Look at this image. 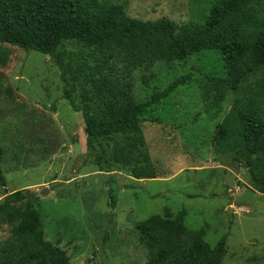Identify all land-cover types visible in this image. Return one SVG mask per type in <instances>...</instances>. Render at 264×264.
Listing matches in <instances>:
<instances>
[{"label":"rangeland","instance_id":"obj_1","mask_svg":"<svg viewBox=\"0 0 264 264\" xmlns=\"http://www.w3.org/2000/svg\"><path fill=\"white\" fill-rule=\"evenodd\" d=\"M100 1L125 6L131 19H166L181 28L203 23L216 0ZM261 12L264 16V8ZM211 61L158 63L134 72V96L140 103L191 77L145 113L146 148L160 177L139 181L121 166L110 168V174L100 171L87 148L83 116L64 100L60 70L51 57L0 45V148L6 180L5 187L0 185V204L7 194L33 195L45 239L64 250L71 264H146L148 251L140 244L137 225L165 209L175 215L186 211L187 228L206 229L205 241L212 248L226 237L222 264H264V195L255 190L247 169L235 163L237 149L216 150L218 126L239 95L226 94L221 113L210 119L207 110L222 92L209 83L216 71ZM249 87L264 98V67L248 77L243 88ZM122 141L115 137L112 147ZM11 231L12 225H1L0 245Z\"/></svg>","mask_w":264,"mask_h":264},{"label":"trees","instance_id":"obj_2","mask_svg":"<svg viewBox=\"0 0 264 264\" xmlns=\"http://www.w3.org/2000/svg\"><path fill=\"white\" fill-rule=\"evenodd\" d=\"M263 5L264 0H216L203 23L179 28L166 19H131L125 6L100 0H0V45L51 57L60 70L64 100L83 116L87 148L100 171L110 174V168L121 166L139 181L160 177L146 148L145 113L191 77L140 103L134 72L158 63L213 60L216 71L208 80L222 92L207 110L210 119L221 113L226 94L239 95L218 126L216 150L237 149L235 163L247 169L255 190L264 195V98L256 87L243 88L264 67ZM115 137L123 141L112 147ZM3 162L0 148V185L5 187ZM35 201L28 192H15L0 204V227L12 225L0 245V264H71L64 250L45 239ZM109 204L116 205L112 194ZM185 221L186 211L175 215L165 209L137 225L148 251L146 264L223 263L227 238L212 248L206 229L191 231Z\"/></svg>","mask_w":264,"mask_h":264},{"label":"water","instance_id":"obj_3","mask_svg":"<svg viewBox=\"0 0 264 264\" xmlns=\"http://www.w3.org/2000/svg\"><path fill=\"white\" fill-rule=\"evenodd\" d=\"M35 194H37V193H35ZM35 194H34V195H35Z\"/></svg>","mask_w":264,"mask_h":264}]
</instances>
